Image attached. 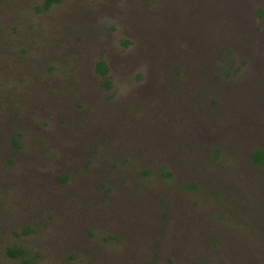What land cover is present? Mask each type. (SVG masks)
Listing matches in <instances>:
<instances>
[{"label": "rangeland", "instance_id": "obj_1", "mask_svg": "<svg viewBox=\"0 0 264 264\" xmlns=\"http://www.w3.org/2000/svg\"><path fill=\"white\" fill-rule=\"evenodd\" d=\"M43 2L0 0V264H264V0Z\"/></svg>", "mask_w": 264, "mask_h": 264}, {"label": "trees", "instance_id": "obj_2", "mask_svg": "<svg viewBox=\"0 0 264 264\" xmlns=\"http://www.w3.org/2000/svg\"><path fill=\"white\" fill-rule=\"evenodd\" d=\"M58 0H44L43 2V7H47L53 2H56ZM39 9V7H37ZM96 71L101 74L103 77H105L106 82L107 81V73H108V67L105 64L103 60H98L95 65ZM251 158L252 161L259 165V166H264V148L260 146H256L251 150ZM7 252L13 256V257H19L23 264H29V258L26 257L27 250L22 248V247H8Z\"/></svg>", "mask_w": 264, "mask_h": 264}]
</instances>
